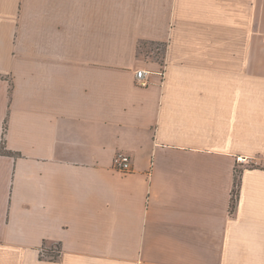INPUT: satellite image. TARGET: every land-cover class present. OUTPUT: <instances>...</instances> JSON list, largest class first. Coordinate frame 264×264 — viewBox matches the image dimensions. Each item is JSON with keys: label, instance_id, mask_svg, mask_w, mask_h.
I'll use <instances>...</instances> for the list:
<instances>
[{"label": "crops", "instance_id": "obj_1", "mask_svg": "<svg viewBox=\"0 0 264 264\" xmlns=\"http://www.w3.org/2000/svg\"><path fill=\"white\" fill-rule=\"evenodd\" d=\"M0 264H264V0H0Z\"/></svg>", "mask_w": 264, "mask_h": 264}, {"label": "built area", "instance_id": "obj_2", "mask_svg": "<svg viewBox=\"0 0 264 264\" xmlns=\"http://www.w3.org/2000/svg\"><path fill=\"white\" fill-rule=\"evenodd\" d=\"M136 78L138 84L142 87H146L148 85V74L144 70L137 71ZM115 168L118 172L123 174L132 173V158L131 156L120 153L115 158Z\"/></svg>", "mask_w": 264, "mask_h": 264}, {"label": "trees", "instance_id": "obj_3", "mask_svg": "<svg viewBox=\"0 0 264 264\" xmlns=\"http://www.w3.org/2000/svg\"><path fill=\"white\" fill-rule=\"evenodd\" d=\"M5 133H6V126H5V129H4V134ZM2 153L3 154H7L8 153L7 150H6V146H5V141L4 140H3V145H2ZM238 173L239 172L237 170V174L235 176V187H234V190H233V196H232V201H231V211H233V212H234V210L236 208V204H237L238 197H239V184H240L241 176ZM241 173H242V171H241ZM42 258H43V256H42ZM51 259L54 260L56 258L51 256Z\"/></svg>", "mask_w": 264, "mask_h": 264}, {"label": "rangeland", "instance_id": "obj_4", "mask_svg": "<svg viewBox=\"0 0 264 264\" xmlns=\"http://www.w3.org/2000/svg\"><path fill=\"white\" fill-rule=\"evenodd\" d=\"M240 170H241V167H238L239 175L241 174ZM47 247L46 246L43 247L41 257L43 256V258L50 259V257L52 256L57 259L60 256L61 248H59L58 245H53L51 248L50 247L47 248Z\"/></svg>", "mask_w": 264, "mask_h": 264}]
</instances>
